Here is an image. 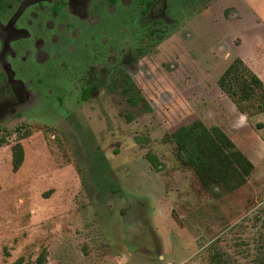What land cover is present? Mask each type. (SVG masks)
Masks as SVG:
<instances>
[{"label":"rangeland","instance_id":"374dc122","mask_svg":"<svg viewBox=\"0 0 264 264\" xmlns=\"http://www.w3.org/2000/svg\"><path fill=\"white\" fill-rule=\"evenodd\" d=\"M119 1L52 43L50 65L0 61L1 108L15 90L27 98L0 113V264H264V113L255 97L241 118L218 85L239 44L237 0ZM127 75L150 108L129 103ZM215 126L255 165L232 193L176 156Z\"/></svg>","mask_w":264,"mask_h":264},{"label":"trees","instance_id":"16d2710c","mask_svg":"<svg viewBox=\"0 0 264 264\" xmlns=\"http://www.w3.org/2000/svg\"><path fill=\"white\" fill-rule=\"evenodd\" d=\"M123 93L128 96L132 106L143 102L150 108L142 96H135L137 87L132 77H125ZM220 89L231 99L242 114H248L241 106L253 98H259L257 109L264 113V83L244 62L236 58L218 80ZM89 89L86 90V96ZM85 96V97H86ZM12 169L17 172L25 160L22 143L11 147ZM178 161L192 169L201 184L209 190L220 187L229 193L244 187L255 170L253 162L237 148L233 140L220 128L212 127L190 140L185 146L176 150ZM147 159L155 168L160 163L156 156L147 154ZM20 258L12 264H23Z\"/></svg>","mask_w":264,"mask_h":264},{"label":"flooded vegetation","instance_id":"af4514ba","mask_svg":"<svg viewBox=\"0 0 264 264\" xmlns=\"http://www.w3.org/2000/svg\"><path fill=\"white\" fill-rule=\"evenodd\" d=\"M119 3V0H0V61H5L7 71L49 64L52 56L48 49L52 43L61 37L65 40L75 38L81 31L89 30L90 25L108 19L110 6ZM12 12L16 14L6 18L5 15ZM68 29L73 32L61 35ZM101 31H107V26ZM94 89L93 84L87 87L83 97L88 99ZM13 99V104H5L4 108L0 105V113L14 104L27 102V98L19 97L17 90Z\"/></svg>","mask_w":264,"mask_h":264},{"label":"crops","instance_id":"0c3cea01","mask_svg":"<svg viewBox=\"0 0 264 264\" xmlns=\"http://www.w3.org/2000/svg\"><path fill=\"white\" fill-rule=\"evenodd\" d=\"M231 8L233 11L228 20L239 28L235 59H241L264 83V0H237ZM233 107L235 112H239L235 104ZM239 115L246 120L247 115L240 112ZM245 155L252 161V158Z\"/></svg>","mask_w":264,"mask_h":264},{"label":"built area","instance_id":"2783aa9c","mask_svg":"<svg viewBox=\"0 0 264 264\" xmlns=\"http://www.w3.org/2000/svg\"><path fill=\"white\" fill-rule=\"evenodd\" d=\"M168 264H172V263H168Z\"/></svg>","mask_w":264,"mask_h":264}]
</instances>
